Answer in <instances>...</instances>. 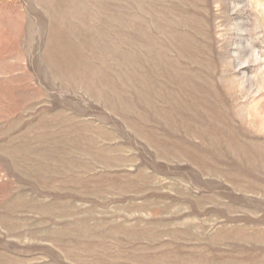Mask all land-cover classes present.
Returning <instances> with one entry per match:
<instances>
[{
    "label": "rangeland",
    "instance_id": "374dc122",
    "mask_svg": "<svg viewBox=\"0 0 264 264\" xmlns=\"http://www.w3.org/2000/svg\"><path fill=\"white\" fill-rule=\"evenodd\" d=\"M0 264H264V0H0Z\"/></svg>",
    "mask_w": 264,
    "mask_h": 264
}]
</instances>
